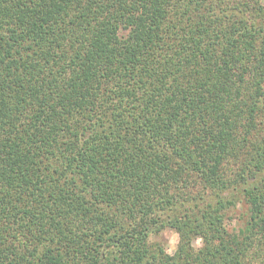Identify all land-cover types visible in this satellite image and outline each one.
Instances as JSON below:
<instances>
[{
	"label": "trees",
	"instance_id": "1",
	"mask_svg": "<svg viewBox=\"0 0 264 264\" xmlns=\"http://www.w3.org/2000/svg\"><path fill=\"white\" fill-rule=\"evenodd\" d=\"M0 264H264V0H0Z\"/></svg>",
	"mask_w": 264,
	"mask_h": 264
},
{
	"label": "rangeland",
	"instance_id": "2",
	"mask_svg": "<svg viewBox=\"0 0 264 264\" xmlns=\"http://www.w3.org/2000/svg\"><path fill=\"white\" fill-rule=\"evenodd\" d=\"M243 210L239 207L236 210L229 212L230 217L232 218L229 223L230 225H234L235 221L239 219V216ZM158 240L164 244V247L168 253H172L177 244V234L170 229L163 230L158 236ZM200 240L197 239L195 244L199 245Z\"/></svg>",
	"mask_w": 264,
	"mask_h": 264
}]
</instances>
